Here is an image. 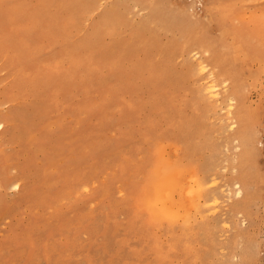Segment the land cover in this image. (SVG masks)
Masks as SVG:
<instances>
[{"label":"rangeland","instance_id":"374dc122","mask_svg":"<svg viewBox=\"0 0 264 264\" xmlns=\"http://www.w3.org/2000/svg\"><path fill=\"white\" fill-rule=\"evenodd\" d=\"M185 1L0 0V264H264V0Z\"/></svg>","mask_w":264,"mask_h":264},{"label":"bare ground","instance_id":"6f19581e","mask_svg":"<svg viewBox=\"0 0 264 264\" xmlns=\"http://www.w3.org/2000/svg\"><path fill=\"white\" fill-rule=\"evenodd\" d=\"M186 5L187 4H186L185 0H178V3H177L178 9L186 10ZM232 7L233 6L231 4H227V5H224L221 10L215 11L214 21L216 22L215 24L219 28H220V21L224 22V17H227V16L232 14V12H233ZM201 23H203V26L205 27L203 29V30H205L204 33L209 35V32H210L209 29L210 28L208 27V23H205L204 21H202ZM233 33H235V35H233V38H235L234 39L235 43L233 44L234 45L233 46V52H236V54H237L240 50L243 51V47H245L246 50H249V47H247V45L245 44V39H243L242 42L237 41V38L239 37V36H237V34H238L237 30H234ZM213 43L215 44V46L212 48L213 54H215V55L217 54L216 57L214 55L215 60L221 61L222 57L219 54L218 46H222V44H217V41H214V40H213ZM237 46H240V47L237 48ZM230 57H231V55L226 56L225 61L227 63L228 62L234 63L233 62L234 60H232ZM214 87H215V85L210 84L209 90H213ZM236 115H237L236 118L238 119V121L242 125L240 128V131H239V135L241 137H244L243 139H245V140H243V142H244L243 150L240 153V156L238 159V161H240L239 165H240L242 170L240 171V174L237 178L242 182L243 185H245L246 188L250 189V186L252 184V177H254V172L253 171H250V172L245 171L244 168H245V166H247V168L249 169L248 166H250V164L254 162L255 156H256L257 152L259 151V148L255 144V141L257 140L256 135L253 132H251V130L249 129L246 113L242 109H240L236 113ZM260 142L264 144L263 139ZM170 166L171 165H168V167L166 169L163 168L164 166H161L158 168L157 172L153 176L154 178H153V181L151 183L150 189L148 190V192L145 196V199H144L145 202L147 204H150V206L153 207L154 209H157L159 204L162 205L161 210L158 209L155 211H159V212H157L158 214L167 213L168 216L170 215L169 214L170 209H171V213H173V211H172L173 207L172 206L178 204V202H179V200H177L178 202L176 200H174L175 197H174L173 192L176 191L175 189H177V187H179V188L183 187V185L180 182V178H179L178 174L176 173L177 169L175 170L173 167H170ZM8 184H10L11 186H13L15 188L19 187V184L17 181H12V182H9ZM201 189H203V188H201ZM182 190H183V188H182ZM189 192L192 193L191 190H189L188 193ZM202 192H203V190L200 192V194H202ZM247 194L250 195L249 199L253 195V193L250 192V190L247 191ZM243 200H244V203L243 202H240V203L246 204L247 199H243ZM236 205H239V202H236ZM239 206L242 207V205H239ZM170 207H172V208H170Z\"/></svg>","mask_w":264,"mask_h":264}]
</instances>
